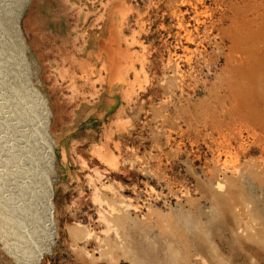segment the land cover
Segmentation results:
<instances>
[{
    "label": "rangeland",
    "instance_id": "1",
    "mask_svg": "<svg viewBox=\"0 0 264 264\" xmlns=\"http://www.w3.org/2000/svg\"><path fill=\"white\" fill-rule=\"evenodd\" d=\"M0 264H264V0H0Z\"/></svg>",
    "mask_w": 264,
    "mask_h": 264
}]
</instances>
